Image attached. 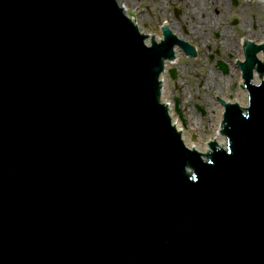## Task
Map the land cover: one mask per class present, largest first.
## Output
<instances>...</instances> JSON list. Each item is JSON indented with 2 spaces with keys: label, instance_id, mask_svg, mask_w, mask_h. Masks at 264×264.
Masks as SVG:
<instances>
[{
  "label": "water",
  "instance_id": "water-1",
  "mask_svg": "<svg viewBox=\"0 0 264 264\" xmlns=\"http://www.w3.org/2000/svg\"><path fill=\"white\" fill-rule=\"evenodd\" d=\"M144 38L117 0H0V264H264V43L205 160L159 101L191 47Z\"/></svg>",
  "mask_w": 264,
  "mask_h": 264
},
{
  "label": "rangeland",
  "instance_id": "rangeland-1",
  "mask_svg": "<svg viewBox=\"0 0 264 264\" xmlns=\"http://www.w3.org/2000/svg\"><path fill=\"white\" fill-rule=\"evenodd\" d=\"M126 1L139 8L136 11L137 18L144 31L157 36L160 33V25L168 21L177 32L183 34L190 44L195 46V53L192 56L181 52L175 63L170 64L164 73V90L165 98L172 104L175 97L179 98L178 106L182 118H179L173 110L189 140L193 142L206 140L213 133V121H215L209 107L213 101L218 104L217 97L225 93L229 97L234 96L237 88L240 89V85L235 80L232 82L230 72L222 74L216 63L218 59L222 61L226 58V62L224 60L222 62L233 68L232 61H235L241 49L239 44L241 40L246 37L259 41L264 37V5L258 0H237L236 5H233L231 0H224L225 9H223L220 0ZM211 1L214 2V7L210 6ZM145 2L151 3L152 11L141 10L140 3ZM187 9L193 16L200 14L202 19L205 17L213 28L199 23V25L194 24L192 31L188 32L181 21L183 15L187 16ZM204 38L206 44L203 43ZM230 40L234 45H229ZM171 69L175 71L174 77L170 76Z\"/></svg>",
  "mask_w": 264,
  "mask_h": 264
},
{
  "label": "bare ground",
  "instance_id": "bare-ground-1",
  "mask_svg": "<svg viewBox=\"0 0 264 264\" xmlns=\"http://www.w3.org/2000/svg\"><path fill=\"white\" fill-rule=\"evenodd\" d=\"M120 4V6L122 7L124 13L126 15H128L129 19L131 21L134 22V24H136L137 26H139V30H141V27H140V24H139V21H138V18H137V13L136 11L130 7V5L125 2V0H117ZM228 1V0H227ZM262 2V4L264 5L263 1L262 0H259ZM220 4L222 5V8L225 9V3H224V0H220ZM211 7H214V2L211 1ZM188 11L187 12V16L183 15L181 19V21L183 22L184 27L188 30V32L192 31V28H194V24H198L199 23H203V24H206L207 27H212V24H208L209 21H207L205 19V17L202 19V16L200 14H198L197 16H193L192 12H190V10H186ZM130 12H132L133 14H131ZM184 14V13H183ZM215 21V20H214ZM171 22V21H170ZM171 24V23H170ZM169 24V27L172 28V30L175 32V34H177V36L179 38H183V39H186L183 34L181 35V33L177 32V30L175 28H173V26H171ZM148 38L150 37L147 36ZM157 39V38H156ZM148 40L146 39V42ZM256 41V40H255ZM248 42V41H247ZM204 44H206V40L204 38ZM230 46L234 45V42L230 40V42H228ZM258 43H264V37H261L259 42ZM181 50L179 48H175V52H174V57L170 60H164L163 61V66H164V69H163V72L160 73V76H159V82H160V95H159V100L166 105L167 107V111L171 117V123L175 126L176 130L178 132L181 133V137L185 143V145L189 148H193L197 151H199L202 155L203 153H206L209 151L210 147H209V143L210 142H214L215 143V146L216 147H226V137L225 135L222 133V112H223V108L222 106L218 105V104H215V102L213 101L212 105L209 107V104L207 105L210 109V114L211 116H214L215 117V121H213V128H212V134L204 141L202 142H193V141H190L189 138L187 137L186 133H185V130L184 128L182 127L181 125V122L179 120V118H177L176 114L173 112V105L171 103V101L167 98H165L166 96V92H165V80H164V73L167 71V69L169 68L170 64L172 63H175L176 59L179 57V55L181 54L180 53ZM243 58L242 56V52L241 50L239 49L238 53H237V58L236 60L237 61H241ZM258 58L261 59V55L258 54ZM174 59V60H173ZM229 72H230V75H231V80L232 82H235L238 83V85H242V77H241V72L239 71V69H236L235 67H229ZM262 78V74H259L258 72L254 71L253 72V76H252V82L253 83H257L258 81H260ZM238 81V82H237ZM239 86V87H240ZM226 94V93H225ZM223 95L221 96L222 97V100L225 102V103H236L238 104L242 110L244 111L245 110V107L247 105V93L245 91L244 88H237V90L235 91V93L233 94L234 96H231L229 97L227 94L226 95ZM204 156V155H203Z\"/></svg>",
  "mask_w": 264,
  "mask_h": 264
},
{
  "label": "flooded vegetation",
  "instance_id": "flooded-vegetation-1",
  "mask_svg": "<svg viewBox=\"0 0 264 264\" xmlns=\"http://www.w3.org/2000/svg\"><path fill=\"white\" fill-rule=\"evenodd\" d=\"M151 1V0H150ZM154 0H152L151 2H153ZM184 1V0H183ZM182 1V2H183ZM232 1V4L233 5H236L237 4V0H231ZM235 1V2H234ZM127 2V1H126ZM128 3V2H127ZM129 4V3H128ZM140 4H142V9L141 10H147V11H152L153 10V8L151 7V3L150 2H145V3H140ZM130 5V4H129ZM135 6V4H132V5H130V7L131 8H133L135 11H137L139 8L138 7H134ZM156 7H154V9H155ZM142 11V12H143ZM176 11V10H175ZM138 14V13H137ZM182 14H183V12H182ZM239 44H241V43H239ZM241 50V52H242V48L240 49ZM237 58V57H236ZM223 60L225 61V60H227L226 58L224 59L223 58ZM222 60V61H223ZM221 60H219L218 59V62L216 63V66H217V68L222 72V74H227L228 73V71H229V66H228V64H224L223 62H222ZM226 62V61H225ZM232 65L236 68V69H238V66H237V60L235 59V61H232ZM220 65H223L224 67H225V71L223 70V68L220 66ZM178 100H179V98H178ZM179 102H180V100H179ZM180 114H181V112H180ZM182 116V115H181ZM184 121H185V119H184Z\"/></svg>",
  "mask_w": 264,
  "mask_h": 264
}]
</instances>
